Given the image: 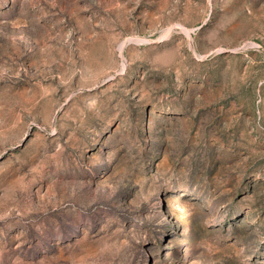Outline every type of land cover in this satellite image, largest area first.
I'll list each match as a JSON object with an SVG mask.
<instances>
[{
  "label": "rangeland",
  "instance_id": "obj_1",
  "mask_svg": "<svg viewBox=\"0 0 264 264\" xmlns=\"http://www.w3.org/2000/svg\"><path fill=\"white\" fill-rule=\"evenodd\" d=\"M0 264H264V0H0Z\"/></svg>",
  "mask_w": 264,
  "mask_h": 264
},
{
  "label": "bare ground",
  "instance_id": "obj_2",
  "mask_svg": "<svg viewBox=\"0 0 264 264\" xmlns=\"http://www.w3.org/2000/svg\"><path fill=\"white\" fill-rule=\"evenodd\" d=\"M187 34H188V32H187ZM189 35V34H188ZM125 47V45L124 44H122V46H121V49L123 50V48Z\"/></svg>",
  "mask_w": 264,
  "mask_h": 264
}]
</instances>
